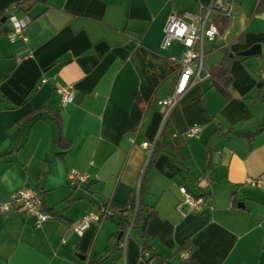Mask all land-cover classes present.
<instances>
[{
    "label": "crops",
    "instance_id": "crops-1",
    "mask_svg": "<svg viewBox=\"0 0 264 264\" xmlns=\"http://www.w3.org/2000/svg\"><path fill=\"white\" fill-rule=\"evenodd\" d=\"M21 1L0 0V12ZM210 1L27 0V11L10 12L4 27H24L27 40L0 34V203L33 187L53 217L37 225L32 215L0 211V264H264V130L236 134L264 120V0H231L221 36L205 41L210 76L167 114L158 103L173 91L184 49L178 40L163 44L169 17L189 20ZM217 15L209 23L218 26ZM226 52L229 98L211 76ZM58 85L74 88L72 102L62 104ZM43 106L60 113L63 139L54 118L23 121ZM143 141L161 145L142 201L153 211L150 245L172 256L167 263L142 252L136 230L114 246L116 215L75 228L109 204L138 205L149 159ZM72 169L89 177L71 186ZM181 186L206 204L179 207Z\"/></svg>",
    "mask_w": 264,
    "mask_h": 264
},
{
    "label": "built area",
    "instance_id": "built-area-1",
    "mask_svg": "<svg viewBox=\"0 0 264 264\" xmlns=\"http://www.w3.org/2000/svg\"><path fill=\"white\" fill-rule=\"evenodd\" d=\"M203 7L206 10L204 14L187 12L186 16L190 18L189 20L173 14L167 21L163 44L167 45L173 40H178L182 43L184 49L181 56L180 73L172 93L168 97L158 100L159 105L165 110V114L180 102L185 93L197 81L210 76V73L205 71L204 66L205 41L221 36L219 27L214 22L209 23L210 14L212 12L220 13L228 19L232 15L231 0H211L209 3L203 5ZM23 31L24 27L15 25L13 22L12 29L8 35L12 41H15L18 36H22L24 40H27V37L23 35ZM262 78H264V71L262 72ZM57 89L61 93L63 105L74 100L75 93L71 85H58ZM196 131L197 127L195 126L189 131V134L192 135ZM155 143L143 141L141 144L142 147L148 149L149 158ZM88 177V173L72 169L68 173V182L71 186H76ZM179 189L182 194L179 207L184 204L189 211H195L201 209L206 204V199L203 195H193L188 191L186 186H181ZM43 204V198L38 189L22 187L14 191L10 199L0 203V211H16L32 215L36 218V224L40 225L42 222L53 217L51 213L43 209ZM109 214L110 210L108 207H102L99 211L88 212L82 217L75 228L77 232L83 233L92 222H100Z\"/></svg>",
    "mask_w": 264,
    "mask_h": 264
},
{
    "label": "trees",
    "instance_id": "trees-1",
    "mask_svg": "<svg viewBox=\"0 0 264 264\" xmlns=\"http://www.w3.org/2000/svg\"><path fill=\"white\" fill-rule=\"evenodd\" d=\"M34 3L35 1H31ZM27 0L19 2L13 9L6 10L3 12H0V34H9V31L4 30V24L5 21H2L3 17H6V21L11 18L10 12L14 10H23L27 11L28 7L26 6ZM261 3V2H260ZM263 4V3H262ZM262 4H260L259 9L262 8ZM216 21L218 23V26L221 30H223L226 27V24L228 22V18L218 13ZM232 57L229 52L225 53V56L223 58L222 63L213 71H211V76L213 79V84L216 86V88L221 91L225 97L229 98L231 96V87H232V73L230 70L231 60ZM259 91H261L264 87V80L260 79L257 84ZM48 118H54L59 123V132H60V140L63 139L62 136V117L58 111H54L51 108L47 106H43L33 112H31L28 116H26L23 121H37L40 119H48ZM22 122V121H21ZM264 130V120L260 124L259 128L255 132H249V133H236L240 135H249L251 137L255 136L256 134L260 133ZM221 131V129H219ZM59 140V141H60ZM208 145V144H207ZM161 151V145L159 141L155 143L154 149L150 155V158L144 168L140 185H139V203L137 206H131V205H125L123 207H119L116 205L109 204L108 207L110 210V216L116 215L118 217V227L119 231L116 235H114L112 241H115L114 246L119 247L120 243L124 240H126L129 236V234L136 230L137 234L139 235V238L142 242V252H145L147 249L151 250V257H159L162 262L167 263L172 256H162L154 250V248L150 245V239L147 234V224L149 219L153 215V211L151 209L146 210V207L142 201V195L145 190V184L147 181V176L157 158V156L160 154ZM208 158L209 162H212V155L210 153V150L207 148ZM184 247L181 246L178 249V252H183ZM108 255L104 256L107 257ZM103 258V259H104ZM99 260L98 263L102 262V260ZM149 260V258H147ZM179 264H198V262L193 258H184L180 261Z\"/></svg>",
    "mask_w": 264,
    "mask_h": 264
},
{
    "label": "water",
    "instance_id": "water-1",
    "mask_svg": "<svg viewBox=\"0 0 264 264\" xmlns=\"http://www.w3.org/2000/svg\"><path fill=\"white\" fill-rule=\"evenodd\" d=\"M6 20V17H3L2 18V21H5ZM4 30L5 31H8L9 30V28H8V26L6 25L5 27H4ZM252 52H254V51H250V52H248V54H250V53H252ZM257 52V51H256ZM219 157V154H216L215 155V162H217V158ZM107 172L108 171H106L103 175H101V177H104L106 174H107Z\"/></svg>",
    "mask_w": 264,
    "mask_h": 264
}]
</instances>
